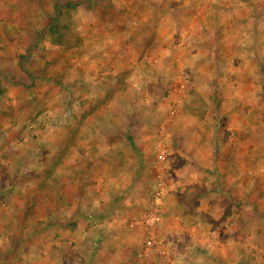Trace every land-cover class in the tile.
Here are the masks:
<instances>
[{"label":"rangeland","instance_id":"374dc122","mask_svg":"<svg viewBox=\"0 0 264 264\" xmlns=\"http://www.w3.org/2000/svg\"><path fill=\"white\" fill-rule=\"evenodd\" d=\"M261 10L263 12L264 8H259V12ZM252 11V8L234 4L231 0H0V114L7 115L5 125L13 124L19 128L18 131L1 133V142L15 143L12 152H19V167H22L20 162L25 161L23 156L29 150L31 154H26V157L33 156V159L44 163L51 156L61 160L67 154H73L80 142H87L80 157L84 166L86 163L83 175L86 183L81 189L84 188L92 210L105 201L116 206L131 200L134 204L131 207L136 208L135 216L128 217L126 222L144 240L140 248H144L147 237L140 218L151 209L158 184H164L162 221L156 228V234L164 240L168 256L174 262L177 255L169 244L173 238L169 240L170 235L165 233L164 237L159 228L167 222L175 238L178 234L187 238L185 232L180 233L182 230L175 221L176 213L163 211L169 204V189L181 180V176L176 175L174 159L167 153L170 147L177 145L173 127L184 111L188 113L189 109L196 108L197 113L193 115H198L196 119L200 125H206L204 131H210L212 116L208 120L202 116L206 114L205 96L220 88L224 97L222 94L221 97H212L220 101L222 112L239 110L238 107L247 103V120L251 123L254 118L257 122L262 121L263 127L257 131V136L262 132V145L247 156L245 203L246 222L251 223V227L246 229V238L254 246L247 247L249 264H264V219L259 218V225L253 223L259 215L254 206L264 211V83L262 86L258 83L260 78H264V68L259 70L251 61L241 67L240 72L232 66L233 71L218 67L214 73L213 69L201 64L206 48L217 44L237 52L230 60L249 59L248 52H238L237 49L251 43L244 41V35L237 37V32L255 26ZM246 13L252 18L248 24L241 22ZM54 18H57V24L67 25L57 35L62 34L66 44H56V36L50 32ZM227 28L236 31L224 41L220 38L219 42L213 43V38L203 35L210 30L223 33ZM206 55L209 56L208 53ZM220 56H225L223 59L229 57L228 54ZM262 57L264 59V50ZM235 74L245 78L233 83L225 80L224 85L216 82L217 77ZM204 76L208 77L205 81ZM212 76L215 80L211 79ZM252 79L255 81L251 83ZM224 98L225 105H222ZM191 100L194 105H191ZM130 113L140 115V118H128ZM133 119L139 134L137 136L136 133L134 139L140 142L142 149V155L134 153L136 158L127 150L128 146L131 152L126 137L122 138L126 131L116 130L117 123L128 130L130 126L126 125ZM220 120V126L225 125V119ZM84 126L86 133H83ZM98 126V131L106 133L107 128L103 127L108 126L114 133L111 141L115 145L101 152L95 147L97 138L93 131V127ZM63 140L67 142L65 152L61 149ZM142 141L151 149L145 148L146 154ZM3 145L0 143V148ZM145 156L151 157L150 166H147ZM25 164L27 168L36 166L32 160ZM41 166L46 168V162ZM204 181L193 186V191H196L193 194L205 193L197 198L198 205L200 201L204 205L207 203L206 192H213L212 195L216 196L213 198L219 199L217 194L232 192L233 189L229 188L237 183L229 184L228 180H220L216 176L214 182L208 181V185ZM175 188L172 189L174 194ZM176 199L179 204L183 200L185 206L190 201L178 196ZM5 200L0 204H8ZM220 207L225 209L226 204L222 203ZM238 207L232 216L238 217ZM210 213L199 217L210 218L212 226L195 237L193 244L190 242L194 253L199 244L206 242L200 238L213 242L215 248L211 250L216 249L221 254L223 248H228L224 246V239L235 230L227 227L229 215L225 212L222 217L225 220L219 222L220 214ZM243 214L241 211L242 218ZM104 219L105 215H99L98 220ZM156 254L152 249L149 258L157 259ZM200 255L204 258L205 254ZM170 262L162 260L164 264Z\"/></svg>","mask_w":264,"mask_h":264},{"label":"crops","instance_id":"0c3cea01","mask_svg":"<svg viewBox=\"0 0 264 264\" xmlns=\"http://www.w3.org/2000/svg\"><path fill=\"white\" fill-rule=\"evenodd\" d=\"M251 3L253 6L251 15H254L255 26L252 29L237 32V37L244 35V41L251 43V45L249 44L250 46H246L248 50L245 46L237 49L238 52H248L250 54L249 59L236 62V60L229 59L236 56L237 52L234 49L218 44L208 46L204 52L205 54L201 56V64L213 69L214 73L218 67L221 70L229 68L230 71H233L231 69L232 66L238 68L240 72L241 67L251 63V61H253L256 68L259 67V70L264 68V59L262 57L264 50V33L262 32V29H264V21L262 20L264 11L262 12L261 10L259 12V8H264V0H252ZM241 18L245 24L252 21L250 14L247 13L243 14ZM231 30L232 28H227L223 33L218 30L214 32L210 30L203 33V35L213 38L212 42L217 43L220 38H224L222 39L223 41L230 38L236 31ZM148 48L152 50V47ZM207 53L209 56L206 55ZM221 54H228L229 57L223 59L225 56L221 57ZM233 62L236 64L233 65ZM203 78L204 81L208 79L207 76ZM217 78L216 82L219 81L223 84L225 80L233 83L237 82V79L245 77L235 74L234 76L228 75V77ZM211 79H214V77L212 76ZM263 79L261 80L260 78L258 81L260 86H262V82L264 83ZM254 81L252 79L250 82ZM220 94L224 97L220 88L215 89L214 94H209L208 96L203 94L205 96L204 104L206 106L204 110L206 114L202 116L206 120L212 116L210 131L207 129L204 131L203 128L206 125H200L196 119L198 115H193L197 113L196 108L189 109L188 113L184 111L179 117L178 123L174 124V134L178 138L176 140L177 145L172 146V149L170 147L167 153L174 159V165L177 167L176 175L181 176V180L177 182L176 188L173 187L175 188V194L172 192L173 188L169 189L170 192L167 195L169 204L167 203V209L164 208L163 211L176 213L175 221L182 230L180 233L185 232L187 238H181L180 234L175 238V234L172 233L168 223L166 222L164 225L162 223L161 227H159L160 233L164 237H166L165 234H169V240L171 237L173 238L169 244L174 253H176L177 259L173 262L169 256L162 257L156 254L158 258L147 259L145 261L147 264H164L162 260L166 259L169 262L171 261V264H249L250 257L248 256L247 247L251 243L246 238V229L251 227V223L248 224L246 222L247 205L245 203L247 156L249 152L257 150L262 145V132L257 136V131H260L263 126L261 124L262 121L257 122L255 118L253 123L247 120V103L243 104L242 107H238L239 110L229 109L222 112L220 101L215 99ZM213 95L215 98L212 97ZM259 97L262 99L261 96ZM254 99L256 98L254 97ZM224 102L225 98L222 101V105H225ZM191 105H194L193 100H191ZM252 109V111L257 112L256 108ZM157 113L160 114V111L158 112L157 110ZM127 117L140 118V115L136 116L130 113ZM221 118L225 119L223 121L225 125L223 126H220ZM7 120L5 113L0 114V143L4 144L0 148V203L3 202V199H7L5 202L8 203L0 204V264L140 263L141 260L138 256L143 250L140 246H142L141 244L144 240L138 236L132 225L126 222L128 217L135 216L133 212L136 211V208L134 206H132L133 208L131 207V205H134L131 200H125L124 203L116 206H111L108 201H105L92 210L90 202L88 203V199H86L84 188L81 189V186L84 187L86 183V177L83 176L86 163L84 166L80 157L86 148L85 143L87 142H80L73 154H67L61 160L59 158L56 159L55 156L47 158L44 161V163L46 162V168L41 166L44 164L42 163L43 161L40 163L38 160L33 159V156L26 157L31 154L29 150L25 152L27 155L23 156L25 161L20 162L22 167H19V152L14 154L12 152L13 144L15 143L11 141L1 142V133L19 130L16 125H5ZM219 120L220 123L218 122ZM100 126L102 128V125ZM116 126L118 132L123 131L122 133H125L126 131V135L121 134L122 138L124 136L127 139V135L132 137L131 142L127 139L132 152L127 146L129 154L133 158L142 155V149L139 146L140 142L137 143L134 139L136 138V133L139 136L134 119L126 125L130 126L128 130L118 126V123ZM105 127L107 128L106 133L103 129V131H98L99 126L93 127L97 138L95 147L100 152L115 145L111 141L113 139V131L109 130L108 126L103 128ZM142 127L144 126L142 125ZM82 129L83 133H86L87 128L84 126ZM193 130H198V132ZM193 135L196 137H192ZM105 141L109 142L105 144ZM63 143L61 149L65 152L67 142L63 140ZM131 143L136 147V151L132 148ZM145 148L150 149V147L144 144L143 151L146 154L147 150ZM70 152L69 150L68 153ZM135 152L139 154L135 156ZM22 154L24 153L22 152ZM150 158V156H145L147 166L151 164ZM143 159L141 157L142 162ZM31 160L36 162V166L27 168L25 163ZM215 176L219 177L220 180H228L229 184L237 182L235 187L229 188V190L233 189V191L226 194L224 192L222 195L217 194V196H220L219 199L213 198L216 197L212 195L213 192L212 194L206 192L207 203L204 205L200 201L198 205V197L196 199H193V197L198 194L202 197L205 193L193 194L196 192L193 191V186L197 182H203V180H205L204 184L208 185L209 180L214 182ZM69 187L76 189L72 190ZM213 189L217 190V188ZM176 196L185 200L190 199V201L186 202L188 206H185L183 200L179 204ZM189 196L192 197L189 198ZM135 202L138 201L135 200ZM222 203L226 204L225 209L220 207ZM236 206H240L238 207V217L232 216L237 211ZM209 211L220 214L221 220L219 222L225 220L222 217L227 212L229 216L227 217L228 219L226 218V223H230L227 227L231 230L235 228L224 239L226 242L224 246H228V248H223L222 254L217 252L216 249L214 251L211 250L214 247L213 242L202 238H200V241L206 242L199 244V248H196V253L192 252L194 251L191 247L193 239L200 236L205 228L208 229L212 226L210 218H199L204 213L207 215L211 214ZM241 211L244 212L243 218ZM254 211L259 215L254 218L253 223L259 225L261 223L259 218L264 219V211L256 205L254 206ZM188 213L192 215L188 216ZM99 215H105L106 219L98 220ZM178 216L180 217L179 219ZM188 218H190V221H188ZM249 247L254 246L250 245ZM203 253L205 254L204 258L200 257L203 256L200 255ZM153 255L150 257H153Z\"/></svg>","mask_w":264,"mask_h":264},{"label":"built area","instance_id":"2783aa9c","mask_svg":"<svg viewBox=\"0 0 264 264\" xmlns=\"http://www.w3.org/2000/svg\"><path fill=\"white\" fill-rule=\"evenodd\" d=\"M165 186L161 182L158 184L157 191L153 196L152 207L149 209L141 218L140 225L146 232L145 245L142 252L139 254L140 263L145 262L149 256L152 249L158 255L162 257H167L168 252L163 244L162 239H160L156 234V228L160 225L162 221L161 208L163 207V199L165 197Z\"/></svg>","mask_w":264,"mask_h":264},{"label":"trees","instance_id":"16d2710c","mask_svg":"<svg viewBox=\"0 0 264 264\" xmlns=\"http://www.w3.org/2000/svg\"><path fill=\"white\" fill-rule=\"evenodd\" d=\"M231 2L232 3H234V4H240L241 3V5L242 6H244L245 5V7H250V8H252L253 6H252V0H231ZM58 8L59 9H62L61 7H59L58 6ZM61 12V10L59 11V13ZM54 20V22L55 23H53V24H51V26H50V32H52V34L54 35V36H56L55 37V39H56V44H59V45H63V44H66L67 42H65V40L63 39V37H62V34L60 35V36H57L58 35V33H60L61 32V30H62V28H66L67 27V25H60V24H57V18H54L53 19ZM241 22H242V20H241ZM206 105L204 104V107H205ZM127 139H129L130 140V142L132 141L131 139H132V137L131 136H128L127 135ZM128 142V141H127ZM132 145V148L134 149V151H136V147L133 145V143H131ZM119 149H120V147H118ZM114 151H118L119 152V150L118 149H115ZM112 157V156H111ZM130 157V156H129ZM200 194H198V195H196V196H194L193 198H196V197H200L199 196Z\"/></svg>","mask_w":264,"mask_h":264}]
</instances>
